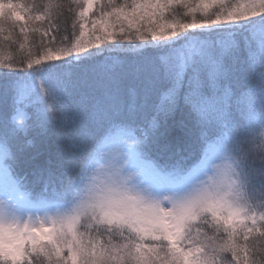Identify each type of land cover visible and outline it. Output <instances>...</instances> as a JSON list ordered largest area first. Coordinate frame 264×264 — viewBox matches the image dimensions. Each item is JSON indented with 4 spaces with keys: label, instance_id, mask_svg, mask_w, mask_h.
Here are the masks:
<instances>
[{
    "label": "snow or ice",
    "instance_id": "obj_1",
    "mask_svg": "<svg viewBox=\"0 0 264 264\" xmlns=\"http://www.w3.org/2000/svg\"><path fill=\"white\" fill-rule=\"evenodd\" d=\"M0 264H264V0H0Z\"/></svg>",
    "mask_w": 264,
    "mask_h": 264
},
{
    "label": "trees",
    "instance_id": "obj_2",
    "mask_svg": "<svg viewBox=\"0 0 264 264\" xmlns=\"http://www.w3.org/2000/svg\"><path fill=\"white\" fill-rule=\"evenodd\" d=\"M178 11H182L178 9ZM98 87L95 80L89 79L87 82L81 80L76 86L72 93V99L74 104H79L82 100L86 99L88 95L92 94L94 90ZM181 119L180 113H177L175 117L169 118L166 125L159 129L161 134V143L174 140L176 137L183 134L182 129L179 127V121ZM56 138L50 135L47 139L40 140L37 139L34 146L27 150V154L36 157L37 163H43L48 159L49 153L54 152L56 148ZM159 155V153H157ZM30 171V170H29ZM31 178V177H30ZM40 186L37 185V191H39Z\"/></svg>",
    "mask_w": 264,
    "mask_h": 264
},
{
    "label": "rangeland",
    "instance_id": "obj_3",
    "mask_svg": "<svg viewBox=\"0 0 264 264\" xmlns=\"http://www.w3.org/2000/svg\"><path fill=\"white\" fill-rule=\"evenodd\" d=\"M232 2L234 3L235 2V0H232ZM182 10V9H181Z\"/></svg>",
    "mask_w": 264,
    "mask_h": 264
}]
</instances>
